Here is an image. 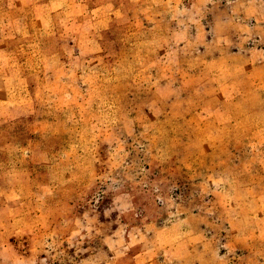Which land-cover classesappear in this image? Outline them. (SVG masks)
<instances>
[{
    "label": "rangeland",
    "instance_id": "1",
    "mask_svg": "<svg viewBox=\"0 0 264 264\" xmlns=\"http://www.w3.org/2000/svg\"><path fill=\"white\" fill-rule=\"evenodd\" d=\"M80 1L0 0V264L105 262L104 236L119 224L116 210L109 217V201L123 187L137 205L164 195L179 203L169 209L187 217L204 245L198 264L208 257L215 264H264V0L210 1L196 17L200 32L178 49L160 43L156 51L148 27L168 29V16L119 20L129 24L128 47L119 48L109 40V21L108 28L96 26L97 16ZM231 10L241 11L242 31L232 30ZM221 19L226 33L215 27ZM223 39L228 44L219 47ZM234 50L240 59L225 62L241 60V96L227 111H207L195 93L211 75L201 66L183 69L181 94L163 102L165 112L154 119V79L146 74L167 71L177 53L213 63ZM119 57L123 66L112 69L109 60ZM66 63L87 82H51L39 98L41 78ZM172 168L175 176L160 173Z\"/></svg>",
    "mask_w": 264,
    "mask_h": 264
},
{
    "label": "crops",
    "instance_id": "2",
    "mask_svg": "<svg viewBox=\"0 0 264 264\" xmlns=\"http://www.w3.org/2000/svg\"><path fill=\"white\" fill-rule=\"evenodd\" d=\"M56 1L58 2L60 0H47V2H43V5L54 4ZM92 1L93 4H89L87 0H81L78 4L79 7L83 6L89 14L97 16L94 19V24L96 26L105 23V28H108L106 24L109 21V40H118L116 44L119 48L128 47L126 36L124 35H127L129 31V24L126 25V22L119 20H130L132 16L141 19L143 24V16H168V29H163L161 24L157 22H154L148 27L154 40L152 46L156 51V49L160 47V43H162V45L169 43L173 45L171 48L175 46V48L178 49L179 46L188 41L191 34L193 35L194 32H200V25L195 23L201 22V20H196V17L201 15V6L204 4L207 5L208 2L213 0ZM165 5H167V7ZM231 12L233 17L232 30L242 31L243 24L240 22L241 11L231 10ZM257 12L258 11H256V13ZM78 14L80 15L82 12ZM225 15L223 14V16ZM254 15L255 14L252 13L251 16ZM156 19L158 20V18ZM244 25L251 26L253 23L249 22ZM255 25L257 26V22ZM228 26L230 25L228 24ZM145 27L146 25L144 24L137 28L143 29ZM203 27L205 26L202 24V28ZM215 27L219 28L218 30L223 33L229 30V28H226V23L224 21L222 22V19L217 20ZM114 29L122 32L123 36H121L120 39L117 37H115V39L110 37V33ZM202 30L204 31V29ZM204 37L207 38V36ZM238 38H240V36ZM91 41L94 40L91 39ZM218 43L219 47H224L228 44V41L227 39H223V42ZM231 55L235 60L240 59V52H236V50L221 54L218 61L213 63L204 56L199 63H194L193 56L191 59H188V56L180 57L177 53L175 61L174 59H169L168 62L171 64L167 67V71H163L159 75L157 71L146 74L145 77H147L148 81L154 79V87L152 89L154 98H151L148 104L149 112L153 114L154 119H158L165 112L166 109L162 107L163 102L167 103L172 99L177 100L176 96L181 94V83L183 81H181V72H183V69L192 71L195 68H202L204 66L211 67V75L199 82L195 93L204 96L201 103L207 105V111L219 114L227 111L225 109L229 101L232 98L235 99V97L241 96L242 85L240 73L241 60L239 63L235 62L232 67L228 64V61L225 62ZM120 59L119 57L114 60H109L112 69H118L119 66H123ZM110 61L112 62L110 63ZM139 63H141V65L145 64V60L142 59ZM160 63H162V60H159V64ZM220 64H222L223 73H221L222 71L220 72L222 68L219 66ZM131 66L135 67L136 63H133ZM129 69L132 70L133 73L136 71L135 69H131V67ZM227 71H229L228 74L225 73ZM188 72L184 74V77H182L183 79L186 78ZM51 74L52 77L50 79L43 77L39 81L40 86L38 95L41 99H44V95H48L49 91L46 92L47 87L53 88L51 82L57 81L58 83L71 86L82 85L83 82H87L83 81L85 76L76 69L75 65H71L70 63L62 64L55 72L52 71ZM199 86L208 88L206 91H200ZM162 90H166V92L162 93ZM189 96L194 97L192 93H190ZM182 104L187 111H191L194 108L189 103V100L184 99ZM174 109L177 110L178 107ZM237 124L238 120L234 121V128L237 127ZM145 172H147V170H145ZM175 172L176 170L174 168L160 170L161 174H171L174 176L176 174ZM162 183H164L163 180H160L157 186H163L164 188L166 184ZM146 186L147 184H145V187ZM163 188H161V190ZM118 193L119 194L116 195V198H118L117 201L121 200L123 203L119 206L117 201H109V217L113 216L116 210L117 216L119 217V224L111 228L109 233H106L104 236L107 258L105 262L101 264H198L203 260L200 257L201 252H199V247L204 245H200L197 242L199 239L198 235H195L192 230H189L188 221H186L187 217L183 218L182 213L177 216V212L173 213L174 210L169 209L170 207L175 209L178 207L179 203L176 200L168 202L169 199L164 195L163 199L159 198L157 201H150L147 199L143 202L140 201V204L137 205L135 200H133V196L135 195L131 194L132 192H130L128 188H120ZM124 196L131 198L130 201H127V203L124 202ZM201 249L209 253V250H205L203 247ZM215 263L216 262L211 261L209 257L207 260L205 259L203 261V264Z\"/></svg>",
    "mask_w": 264,
    "mask_h": 264
}]
</instances>
